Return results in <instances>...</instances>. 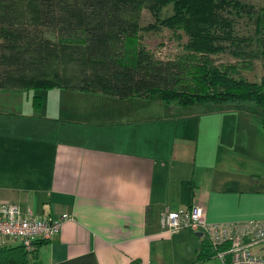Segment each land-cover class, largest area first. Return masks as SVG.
Returning <instances> with one entry per match:
<instances>
[{"label":"crops","instance_id":"obj_1","mask_svg":"<svg viewBox=\"0 0 264 264\" xmlns=\"http://www.w3.org/2000/svg\"><path fill=\"white\" fill-rule=\"evenodd\" d=\"M156 97L0 89V205L71 217L29 264H218L198 232L162 231L161 213L197 204L209 223L264 221V110Z\"/></svg>","mask_w":264,"mask_h":264},{"label":"trees","instance_id":"obj_2","mask_svg":"<svg viewBox=\"0 0 264 264\" xmlns=\"http://www.w3.org/2000/svg\"><path fill=\"white\" fill-rule=\"evenodd\" d=\"M168 5L172 13L161 18V10ZM144 8L152 19L147 25L139 23ZM163 26L177 39L186 38L171 59H160L140 46L144 31ZM218 54L231 55L236 61L217 64L214 56ZM51 59H58L59 65L73 63L76 78L45 72ZM251 59L264 61V4L0 0V89L60 87L117 99L157 96L177 107L214 104L264 110V75L250 80L240 74V65L246 66ZM40 101L34 97L36 106ZM38 244L31 250L22 245L0 248V264H29Z\"/></svg>","mask_w":264,"mask_h":264},{"label":"built area","instance_id":"obj_3","mask_svg":"<svg viewBox=\"0 0 264 264\" xmlns=\"http://www.w3.org/2000/svg\"><path fill=\"white\" fill-rule=\"evenodd\" d=\"M71 217L65 212L56 218L22 216L15 204L0 205V247L11 239L26 250L39 242L55 237L62 224ZM162 231L176 233L186 229L198 232L207 240L210 254L221 264H264V256L253 252V247L264 244V221L209 223L200 205L188 208L165 209L160 216Z\"/></svg>","mask_w":264,"mask_h":264},{"label":"rangeland","instance_id":"obj_4","mask_svg":"<svg viewBox=\"0 0 264 264\" xmlns=\"http://www.w3.org/2000/svg\"><path fill=\"white\" fill-rule=\"evenodd\" d=\"M244 2L248 4H254L256 6H260L264 4V0H243ZM172 13L171 10V5H168L164 7L161 10V18L168 17ZM152 22L151 15L147 8L142 9V12L140 14V20L139 23L141 25H147L148 23ZM243 30V26H240ZM244 32H247L243 30ZM185 36L179 40L176 38L175 34L173 31L169 30L166 27H160L156 31L155 30H150V31H144L142 33V38L140 39V43L142 45L141 48L143 50H147L150 52V54H153L154 56L160 58V59H171L174 58L178 55V52L180 51V44L185 42ZM214 60L217 64L220 63H235L236 59L231 57V55L228 54H218L214 56ZM264 61H258L254 59H251L249 64L248 61H246L245 65H240V74L248 78L250 80H259L262 75H264ZM44 70V69H43ZM36 71V70H33ZM47 73H56L55 76L58 77H67V78H73L75 79L77 76V68L73 63H68L66 65H59L58 59H51L47 63V67L44 70ZM33 74L30 73L29 76H32ZM52 76V75H51ZM34 91V90H31ZM33 93H38V92H33ZM159 98V97H156ZM201 106L204 107H199L201 108H207L209 106L215 107L214 104H203ZM218 261V264H220V260L215 257ZM216 264V262H215Z\"/></svg>","mask_w":264,"mask_h":264},{"label":"water","instance_id":"obj_5","mask_svg":"<svg viewBox=\"0 0 264 264\" xmlns=\"http://www.w3.org/2000/svg\"><path fill=\"white\" fill-rule=\"evenodd\" d=\"M200 234V233H199Z\"/></svg>","mask_w":264,"mask_h":264}]
</instances>
